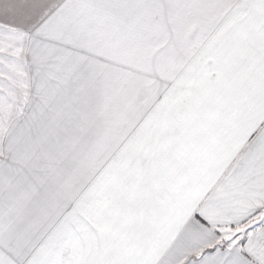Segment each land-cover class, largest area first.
<instances>
[{
	"label": "snow or ice",
	"instance_id": "1",
	"mask_svg": "<svg viewBox=\"0 0 264 264\" xmlns=\"http://www.w3.org/2000/svg\"><path fill=\"white\" fill-rule=\"evenodd\" d=\"M0 264H264V0H0Z\"/></svg>",
	"mask_w": 264,
	"mask_h": 264
}]
</instances>
